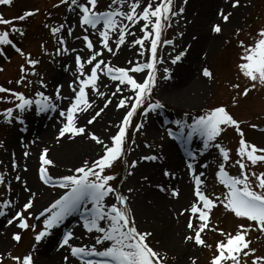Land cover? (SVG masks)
<instances>
[{
	"label": "snow or ice",
	"instance_id": "1",
	"mask_svg": "<svg viewBox=\"0 0 264 264\" xmlns=\"http://www.w3.org/2000/svg\"><path fill=\"white\" fill-rule=\"evenodd\" d=\"M13 0H0V5L10 6ZM188 0H58L53 7L65 6L71 20H64L45 24L57 47L54 50L56 57H73L72 65L65 64V71L71 69L73 79L68 88L72 95L62 93L64 85L58 83L53 92L46 90L49 84L37 71L41 60L33 58L30 52H25L18 43L12 39L14 34L23 37L26 33L18 27L16 21H25L35 15L39 9L25 10L22 15L5 18L0 14V56H6L5 48L11 47L24 58L20 64V76L15 84L24 87L38 85L33 96L23 91L0 85V101L12 104L3 109L5 123L13 125L25 124V114L35 107L37 113H58L60 127L56 136L57 143L61 139L74 140L84 136L99 146V152L94 158L83 159L78 165L68 168L67 174H53L50 168H56V161L49 157V149L45 147L39 157L38 178L43 185L56 189V195L41 209L36 210V192L28 185L27 180L17 173L13 179L19 182L26 193L24 202L19 201V194L13 197L12 180L7 179L8 171L0 172V217H6V226L19 231L11 234V239L19 244L25 232L34 234L32 248L22 255L0 253V264L9 259L13 264H37L34 250L37 245L49 238L53 230L59 232L61 225L74 215L79 216L80 233L76 226L63 233L58 240V248L67 254L63 255V264H168L166 251L153 248L150 230H141L134 209L132 198L136 191L133 187L124 189L127 177L134 174V170L143 161L155 162L162 159L158 154L142 155L138 159L127 160L130 149L129 128L133 126V117L138 113L142 117L140 122L134 124V131L139 133L145 127L149 114L165 107L160 99H153V93L160 81L171 78V69L163 67L160 73L158 65L170 61L177 65L187 54V48L176 51L173 39L164 38L166 29L171 28L173 22L182 18ZM229 7L236 10L251 5L242 0H228ZM49 15H51L49 13ZM217 15L223 23H228L234 16V11L218 9ZM10 26V27H7ZM77 29L80 34L77 35ZM137 29L139 35H137ZM212 32L222 33V23H215ZM243 27H238L234 35L239 38ZM183 36V32L178 33ZM131 37V39H129ZM69 38L81 41L79 48L69 46ZM161 45L172 46L167 61L161 55ZM241 49L238 76L244 77L248 83L241 89L239 83H233V89H239L236 96H248L258 88H264V24L258 27L251 42L238 39ZM122 48L135 49V58L126 61V66L113 64L110 57H116ZM44 54L51 55L45 44H41ZM106 53L108 54L106 56ZM3 71V68H0ZM202 75L214 79L212 71L204 67ZM29 76H38L35 82ZM137 76L140 78L138 79ZM12 84L13 81H8ZM103 89V90H102ZM236 96L232 97L235 104ZM96 98L102 100V106ZM117 110H124L118 124L112 125L117 129L107 140L88 129L102 113L113 104ZM67 100L66 107H62ZM91 114L83 125L79 124L80 113ZM176 130L166 129L168 137L179 141L186 146L188 162L186 168L193 183V199L183 207L178 216L186 213L185 243L211 249L204 238L206 230L218 231L224 240L217 241L215 252L209 264H264V254L257 255V248L252 247L253 240L250 233L255 231L264 237V146H258L248 141L240 127V122L233 117L227 105L220 104L191 117L184 113V118L172 121ZM229 127H234L240 139L233 157L231 148L220 142L222 134ZM252 128L258 125L252 124ZM27 131V129H24ZM202 141V148L197 152L191 150L190 145L194 138ZM163 139V137H161ZM136 141L131 140V144ZM3 147V141H0ZM151 148V145H146ZM215 149L218 152L215 171L216 181L223 186L220 193L209 192L206 171H197L198 157H203L205 151ZM25 157L29 155L24 152ZM116 163L125 165L128 169L126 177L119 178L112 171ZM18 164L15 153H12L11 171H15ZM199 167L207 170L208 163H200ZM236 168L233 175L229 169ZM25 171L27 167L25 166ZM163 177L174 180L176 172L170 167L161 169ZM148 181L147 176L142 177ZM160 192L167 193L172 198H178L179 189L174 186L157 183ZM222 206L226 212L242 221L235 232H227L217 226L211 225L213 210ZM87 236L89 242H83ZM259 238V237H258ZM101 257L104 259H86L88 257ZM191 264H196L192 259Z\"/></svg>",
	"mask_w": 264,
	"mask_h": 264
},
{
	"label": "rangeland",
	"instance_id": "2",
	"mask_svg": "<svg viewBox=\"0 0 264 264\" xmlns=\"http://www.w3.org/2000/svg\"><path fill=\"white\" fill-rule=\"evenodd\" d=\"M192 0H188V3L184 5L185 12L182 16V18L179 19V22L176 23L173 22V25L171 28H168L164 32V38L173 39L174 44L176 47V51H180L181 49L188 47V42L192 40L197 39V34L195 32H187L189 26L194 23L193 18L196 16L197 11H194L195 8H190V3ZM108 0H104V3H107ZM178 3H181L182 0H177ZM203 0H197V3H201ZM226 3V11H234V16L230 18V21L228 23H223L220 21L217 12L218 9L215 7L213 9V18L212 20H209L204 23V28L206 30L207 34H215L212 32V26L215 23H222V33L216 34L217 39L214 45L209 46V48L205 47L204 49H200L196 53V58L198 59V62L196 64L189 63L186 65L183 62H186L187 59H189V50H187V54L185 57L182 58L180 62H178L177 65H171L170 61L163 64L158 65L160 73L163 72V67H169L171 69V78L169 79V82L173 80V78L176 77V69L180 66H184L185 68H188L190 70L188 79L186 78L184 81L185 87L184 91L185 94V100L180 102H175L174 100L170 98H166L165 95L162 93V88L164 85L168 82L167 81H160L158 84L157 89L153 93V99H160L162 103L165 104V107L162 109H159L157 111H153L149 114L147 121L145 123L144 129H142L139 133L134 131V124L140 122L142 117L139 115V113L133 117V126L129 128V142L127 147L130 149L127 155V160L131 161L134 159H138L142 155H151V154H157L161 157L167 158V155L165 154V147L166 143H171L175 148V153L178 155L180 159L183 160V165L186 167L185 164V158L188 159L186 155V146L181 145L178 147L176 146V140H174L171 137H168L166 134V129L172 128L173 130H176V125L172 123V121H175L177 119L184 118V113H189V122H191V117L201 114L202 110H206L208 108L224 104L227 105L228 110L233 115L235 119H237L240 122V127L243 130L245 134V138L248 141L254 142L258 146H264V131L260 128H264V88H258L257 90H253L249 93L248 96L239 95L236 96L239 89H233L232 84L233 83H239L241 85V89L248 83V81L240 76L239 79H237L238 76V70H237V64L239 63V56L241 54V49L238 47V39L245 40L246 42H251L252 37L255 35L256 31L258 30V27L261 24H264V0H251V5L246 7H241L236 10H232L229 7L228 0L225 1ZM58 0H13V3L10 6L4 5L2 9H0V14H3V16L7 19H12L13 17L20 16L25 10L30 9H39V12L34 15L32 18H27L25 21L17 22L18 27H22L25 30V35L23 37H20L18 34H14L12 36V39H14L19 46L23 48L25 52H30L33 56V58H37L41 60L40 65L37 66V71L43 76L45 81L49 84V88L46 90L48 94H51L53 92V89L56 84L62 83L64 85L62 89V93L65 96H71L72 93L70 89L68 88V84L71 81L69 77L64 78H55L53 77V73L60 72L62 70L64 73L65 71L64 65L67 63L69 65H72V68H74L73 64V57H56L54 55V50L57 47L55 41L53 40L48 28L45 27V24H53L60 22L64 20L65 18H68L71 20V17L68 16L66 12L65 6H60L59 8L53 7V5L57 4ZM242 3L247 4V0H242ZM2 11V13H1ZM49 13L51 15H49ZM195 19V18H194ZM193 20V22H192ZM192 22V23H191ZM6 26H0V30H3ZM10 27V26H7ZM238 27H243L244 31L240 33L239 38H237L234 33ZM190 29V28H189ZM179 32H183L184 35L181 37L178 35ZM77 35L80 34L79 29H77ZM137 35H139V32H137ZM186 35V36H185ZM194 40V41H195ZM45 44L47 47V51L51 55L44 54V51L41 49V44ZM82 42L81 41H74L71 38H69V46L70 47H81ZM7 50L9 51V47H7ZM168 53H172L173 55L175 53L172 52V46L168 45H161V55L164 56V59L167 61ZM108 54L106 53V56ZM134 55L127 56L126 59H133L135 58ZM112 59L113 64H116L117 66H126V61L124 62L121 60L120 62L113 61V57H110ZM5 59V56H0V66L3 68V71H0V85H3L4 87L13 88L16 91H23L28 96L34 95V90L38 89V85L35 83L32 86L24 87L21 85L15 84V81L20 76L19 66L20 64L24 63V58L21 56L14 55L13 57L8 58L9 61H3ZM3 61V62H2ZM204 67L209 68L214 76V79H209L207 77H204L202 75V69ZM139 79L140 77L137 76ZM29 79L33 80L34 82L39 79L38 76H29ZM202 79V81H201ZM8 81H13L12 84H9ZM201 85V87H198V85ZM169 88V86H168ZM1 95V94H0ZM236 96V103L233 104L232 97ZM116 101L113 100V104L109 105L108 109L114 110V105ZM68 104V101L65 100L62 103V107H66ZM102 106V102L100 103ZM12 104L7 103L5 101H0V113H2L3 109L7 107H11ZM116 109V108H115ZM118 113L112 118L108 119L107 123L104 122L100 125L99 131H95L92 127L96 124L93 123L92 125L88 126V129L97 133L101 136V138L107 140L108 136L111 134H114L117 129L113 127L112 125L118 124L124 114V110H117ZM35 107H33L32 110L28 111L25 114V124L23 126L19 125L18 122L14 123L13 125H8L5 123L3 115H0V141H3V147H0V172L8 171L10 174L7 177V179L12 180V184H15L22 190V186L19 182H16L13 177L19 173L22 176V179H25L23 176L28 171L31 170L33 173V176H35V179L40 182L38 178L37 170L39 168V157L41 154V151L36 150L35 152L29 151L27 148L29 145H32L34 142V139L27 136L28 132V126L29 124L34 121L35 119L40 118H46V116L51 113H35ZM93 114L91 110H89V113H86L82 116V121L79 122L80 125H83L86 123V119ZM99 123V122H97ZM159 125V128L156 132H154L150 127H152L154 124ZM252 124L258 125V127L254 130L251 127ZM24 129H27L25 131ZM26 133V136L23 134V132ZM16 133V143L18 144V154L17 151H13L6 147L7 139L13 134ZM55 134H58V131H56ZM163 137V139H161ZM82 139L86 142L91 143V145L95 148L91 149V153L88 155V157L85 158H94L97 153L99 152V146L96 145L93 141L88 139L84 136H78L76 139ZM135 140L136 143L133 145L131 144V140ZM240 137L238 133L235 131L234 127H229L226 129V131L222 134V137L220 138V142L233 150L232 155L235 156V149L238 147V141ZM146 145H151V148L146 147ZM202 147V141L197 137L193 139L192 144L190 145V148L192 151L197 152ZM158 150V151H157ZM24 152H28L29 155L25 157L23 154ZM12 153H15V159L18 164V167L15 171H11V161H12ZM28 159L32 160V166L28 164ZM217 159H218V152L215 149H209L205 151L204 156L198 157V160H202V163H208L210 167L207 170H204L200 167L199 171H206L207 176V186L209 192H215L220 193L224 191V188L222 185H220L216 179H215V171L217 166ZM83 160V159H82ZM82 160H80L76 164H62L64 168H62L61 172H53L52 169H50V172L53 174L56 173V175L59 174H67V169L72 168L76 165H78ZM150 165L156 166L157 175L159 178H165L163 177L161 169L165 167V163H163L160 159L152 162V161H143L141 162L138 167L134 170V174L130 177H127L125 183H124V189L126 192V189L128 187H132L130 185L131 182H135L138 188V195H142V193H146L151 188H156L158 191L159 189L156 187V184H153L152 180L155 176V173L153 171H143L142 167H148ZM25 166L27 167V171H25ZM69 166V167H67ZM29 167V169H28ZM264 167V166H261ZM117 173L118 179L123 178L127 176L128 169L125 165L121 163H116L114 169L112 170ZM230 173L235 175L237 174L236 168L229 169ZM187 172V171H186ZM147 176L149 178L148 181H145L142 179V177ZM189 184L185 186L186 192L189 193L191 196V200L193 199V183L191 181V177L189 176ZM176 179V178H175ZM42 184V182H41ZM40 184V185H41ZM43 185V184H42ZM179 189L180 195L178 198H172L170 195L164 192H158L166 197V199L169 201V205H166L168 212L166 219H160L155 218L151 216V218L141 219L139 227L141 230H150L154 233L152 228L153 226L156 227L158 230L164 229L165 221H170L173 226V221H177L175 218L176 212L180 211L183 207H186L189 202H183L184 194L182 193V188L178 187V185H172ZM40 188H43L44 190H54L50 188L49 186L43 185L40 186ZM144 188V189H143ZM3 187L0 186V193H3ZM56 193V192H55ZM135 194V193H134ZM133 194V195H134ZM46 195H49L47 193H41L42 201L41 204L36 205V210L41 209L43 206H45L56 194H53L48 197L46 200L44 197ZM134 197V196H133ZM25 198L21 200V204L24 202ZM190 200V201H191ZM180 202L181 204H178L177 202ZM134 201H132L133 204ZM152 200L146 199L145 205L151 206ZM133 208V205H131ZM172 207H176L174 211L171 212L173 209ZM159 211V210H157ZM165 211V210H164ZM161 213V212H160ZM174 213V214H173ZM163 214V213H161ZM187 213L184 215V220L182 223V228L180 231L172 230L171 232V238L176 240L177 245L184 247L183 245L187 246L190 250V253H188L185 250V253L183 256L178 255L179 252L177 250L176 246H173L170 244V242L167 240L166 245L160 240V238L157 235H153L151 239V246L153 248L160 249L161 251L167 252L168 257V264H175L180 262L182 260V257L184 258V262L186 264H191V260L195 259L196 264H209L210 258L215 252V245L217 241L224 240L225 237L220 234L218 231H209L206 230L204 234V238L208 244H211L213 247L211 249L206 247H200L196 246L193 243H185L184 241V235L187 232L186 229V221H187ZM6 218V217H4ZM3 218V219H4ZM76 223L79 225V216L74 215L72 217ZM7 219V218H6ZM173 222V223H172ZM242 221L238 220L236 217H234L233 214L226 212L222 206H218L213 210V213L211 215V225L217 226L220 229H223L227 232H235L236 227L239 223ZM67 224H63L59 228V232L56 230H53V233L50 237L54 236L56 243H58V240L62 238L63 233L68 230L66 229ZM169 228V227H168ZM14 231H19L15 228ZM12 234V233H11ZM250 238L253 240L252 247L257 248V255L264 254V237H261L258 232H251ZM34 234L30 231L25 232L22 237V241L17 244L15 241L11 239L10 236V247L7 249L0 250V253L6 254L8 252H11L12 255H22L26 253L28 250L32 248V245L34 243L33 239ZM49 237V238H50ZM259 237V238H258ZM45 239L42 243L37 245L36 249L34 250V255L38 253V247L44 246L48 239ZM88 241V240H86ZM182 244V245H181ZM176 247V248H175ZM66 252H63L59 256V261L61 264H63L62 257L63 255H66ZM183 262V263H184ZM59 263V264H60ZM4 264H13V262L9 259H5ZM248 264H250V258L248 261Z\"/></svg>",
	"mask_w": 264,
	"mask_h": 264
},
{
	"label": "bare ground",
	"instance_id": "3",
	"mask_svg": "<svg viewBox=\"0 0 264 264\" xmlns=\"http://www.w3.org/2000/svg\"><path fill=\"white\" fill-rule=\"evenodd\" d=\"M226 0H203L201 3H197V0H192L190 3V8H195L194 11H197L196 16L192 20V24L189 26L187 32H195L198 36L197 39L194 41L188 42V47H189V53L188 55L190 56L189 59L186 60V62H183L186 65L188 64L189 61L191 64H196L198 62V59L196 58V53L200 49H204L205 47L209 48V46H212L215 44L217 36L216 34H207L206 30L204 28V23L212 20L213 18V9L215 7L217 8H224L226 10ZM138 32V29H137ZM186 36V35H185ZM131 39V37H129ZM135 56V49H130V48H122V50L119 52V54L116 57H113V61L120 62L123 60L124 62L127 60V56ZM133 56V57H134ZM176 77L173 78L171 82H167L164 87L162 88V93L165 95L166 98H170L174 100L175 102H180L185 100L186 96L184 93V81L185 79L189 77L190 70L188 68H185L184 66H180L176 70ZM53 77L55 78H64V77H69L71 80L73 79L72 76V71L71 69L68 70L66 73H64L62 70L60 72H54ZM202 81V79H201ZM169 86V88H168ZM198 87H201L199 84ZM103 90V89H102ZM97 103L100 104L102 100L100 98H96ZM101 105V104H100ZM89 113V112H88ZM116 113V109H106L104 113H102L101 117L97 119L94 123H96L92 128L95 131H99V127L101 124L104 122L107 123L108 119H112ZM86 113H80L78 114L80 116L79 122L82 121V116ZM99 122V123H97ZM83 123V121H82ZM59 123V118H58V113H49L46 118H40V119H35L32 121L29 126H28V132L27 136L31 137L34 139V142L32 145H29L27 148L31 152H35L36 150H39L42 152V150L47 147L49 151V157L54 159L56 161L57 167L56 168H50L52 169L53 172H61L62 164H76L82 159H86L85 157H88V155L91 153V149H94L95 146L93 147L91 143L86 142L84 140L80 139H74V140H67V139H61L59 143L56 141V136L57 134L56 131H58L60 127ZM159 128L158 123L154 124L150 129H152L154 132H156ZM26 136V133L24 134ZM16 133H13L6 142V147L13 151H17L18 154V144L16 143ZM165 154L167 155V158L163 156L162 159H160L163 163H165V166L170 167L175 170L176 172V179L171 180V179H165V178H159L157 175L156 171V166L150 165L148 167L143 166L142 170L146 171H153L155 173V176L152 180L153 184L155 183H163L166 185H178V187L182 188V193L184 194L183 202H190L191 196L189 193H187L185 186L189 184V178L187 176L185 167L183 165V160L178 157V155L175 153V148L171 143H166L165 144ZM158 151V150H157ZM158 154V152H156ZM202 163V160H198V163L196 165L197 171H199V164ZM28 164L32 166V160L28 159ZM69 167V166H67ZM29 169V167H28ZM188 171V170H187ZM56 174V173H54ZM25 177V180H27L28 185L30 188L36 192V205L41 204L42 201V196L41 193H47L49 195H46L44 199L46 200L48 197L52 196L53 194H56L55 192L57 191L56 189L54 190H44L43 188H40V182H38L35 179V176H33V173L28 171L26 174L23 175ZM130 185L136 191L134 192L135 194L133 195L134 197L132 198L133 202V209L136 214L137 222L140 224L141 219H146V218H151V216L155 218H160V219H166L168 210L166 205H169V201L166 199V197L160 193L156 188H151L148 190L146 193H142V195H138V188L135 182L130 181ZM144 189V188H143ZM17 194H19V201L23 198L26 197V193L22 192L18 186L13 184V192L12 196L15 198L17 197ZM42 198V199H41ZM146 199L152 200V205L147 206L145 205ZM181 202V201H180ZM179 201L177 202L178 204H181ZM173 209L171 210L174 211L176 207H172ZM159 210V211H157ZM165 210V211H164ZM163 214H161V213ZM174 214V213H173ZM178 211L174 215L177 221H173V226L170 221H165V226L164 229L158 230L156 227L150 228L151 230H155L154 234L157 235L160 240L166 245V241L168 240L170 244L173 246H176L177 242L176 240L171 238V232L172 230L180 231L182 228V223L184 220V216H178ZM0 217V250L7 249L10 247V236L11 233L14 232L15 228L13 227H7L6 226V218ZM67 226L66 229L68 230L70 228H73L76 226V231L77 233H80L81 229L76 223V221L73 218H70L66 222ZM169 227V228H168ZM88 240L87 236H85V239L83 242H89L86 241ZM182 245V244H181ZM182 246L177 245V250L179 252L178 255L183 256L185 253V250L190 253V250L188 251V247L183 245ZM175 247V248H176ZM38 253L35 255L37 259V264H59V256L63 252H65L62 249L58 248V243L55 241V237L52 236L48 239L47 243L42 246L38 247ZM184 262V258L182 257V260L180 262L177 261L175 264H186ZM61 264V263H60ZM76 264V262H74Z\"/></svg>",
	"mask_w": 264,
	"mask_h": 264
}]
</instances>
